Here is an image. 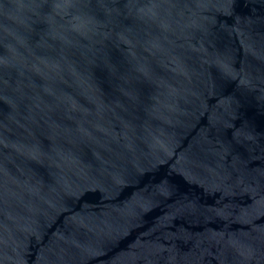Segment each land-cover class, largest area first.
Here are the masks:
<instances>
[{"label":"water","instance_id":"1","mask_svg":"<svg viewBox=\"0 0 264 264\" xmlns=\"http://www.w3.org/2000/svg\"><path fill=\"white\" fill-rule=\"evenodd\" d=\"M0 264H264V0H0Z\"/></svg>","mask_w":264,"mask_h":264}]
</instances>
